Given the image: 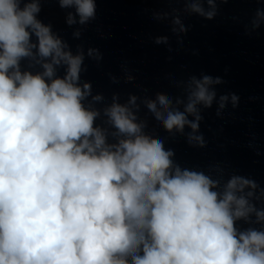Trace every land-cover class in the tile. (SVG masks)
<instances>
[{
	"label": "clouds",
	"instance_id": "obj_1",
	"mask_svg": "<svg viewBox=\"0 0 264 264\" xmlns=\"http://www.w3.org/2000/svg\"><path fill=\"white\" fill-rule=\"evenodd\" d=\"M183 2L190 13L216 15V0ZM59 4L75 9L69 25L95 17V0ZM39 12V0H0V264H264V231L234 227L252 212L264 221L247 198L253 193L244 194L255 182L233 176L216 191L218 181L203 172L174 167L173 152L143 134L132 109L115 98L104 113L123 138L108 144L94 127L100 113L82 103L91 92L89 83L79 85L83 54L66 50ZM173 23V31L187 30L178 16ZM33 49L44 71L22 73L19 62ZM60 65L63 78L55 74ZM218 83L191 77L187 102L175 101L183 110L162 93L145 103L167 131L187 125L195 133L198 105L211 107ZM227 100L220 97V108ZM189 140L203 146L201 136Z\"/></svg>",
	"mask_w": 264,
	"mask_h": 264
}]
</instances>
